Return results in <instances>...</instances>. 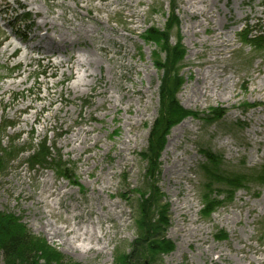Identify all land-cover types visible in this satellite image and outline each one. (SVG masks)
I'll list each match as a JSON object with an SVG mask.
<instances>
[{"label": "rangeland", "instance_id": "obj_1", "mask_svg": "<svg viewBox=\"0 0 264 264\" xmlns=\"http://www.w3.org/2000/svg\"><path fill=\"white\" fill-rule=\"evenodd\" d=\"M175 6L170 44L184 50L176 101L192 116L167 135L155 178L158 215L167 222L162 238L173 248L142 262L264 264V181L257 178L264 171V48L239 39L245 27L264 30V0ZM22 8L29 33L15 19ZM168 13V0H0V123L14 125L1 146H9L6 136H20L24 148L44 138L61 155L54 170H30L27 153L0 170V212L44 240L58 264H116L138 238L146 166L139 154L159 114L154 62L165 58L143 35L163 31ZM79 59L84 68H73ZM259 86L261 94H252ZM216 109L223 118L214 119ZM203 153L219 157V174L242 182L228 187L203 172L210 168ZM208 202L216 206L204 215ZM72 215L99 237L74 244L87 252L62 244L72 234L51 235L50 228L72 229Z\"/></svg>", "mask_w": 264, "mask_h": 264}, {"label": "trees", "instance_id": "obj_2", "mask_svg": "<svg viewBox=\"0 0 264 264\" xmlns=\"http://www.w3.org/2000/svg\"><path fill=\"white\" fill-rule=\"evenodd\" d=\"M169 1V18L166 27L159 32L155 29H148L143 35L145 41L154 43L164 54L163 62L156 60L155 67L161 73L159 97V114L152 123L146 149L139 154V157L145 162L144 172V192H139L140 218L136 221L138 226V238L133 243L130 252L126 256H119L116 264H145L142 262V255H161L172 250L173 246L169 241L162 238L161 231L167 225L166 221L161 220L158 215L159 204L157 195L158 190L155 178L158 175L159 159L165 147V140L172 127L177 125L187 116H190L176 101V95L181 86L178 79V65L183 60L184 50L180 43L171 45L169 31L177 26L175 0ZM242 40L250 43L257 50L264 48V34L258 32L251 35L252 31H246ZM249 37V39H246ZM177 72V73H176ZM214 112V110H213ZM214 119H220L223 112H214ZM13 128L10 122L0 124V170H4L11 163L16 161L20 154L25 153L24 148L14 146L19 136L9 139L10 145L2 147L3 134ZM32 141V140H31ZM28 148V165L31 169L35 167L47 169L53 165V159L59 157L54 147L47 146L43 139L36 148ZM210 168H202L203 172L209 174L213 179L223 183L228 187H237L241 182L239 176H223L219 174L216 165L219 157L209 153H203ZM59 168V167H58ZM53 169V168H52ZM54 170V169H53ZM62 176L66 177L65 174ZM259 180L264 181V171L258 174ZM214 202H208L203 209V214L208 215ZM157 216V219H155ZM57 252L50 248L44 240L33 237L21 220L13 214L0 212V264H58Z\"/></svg>", "mask_w": 264, "mask_h": 264}, {"label": "bare ground", "instance_id": "obj_3", "mask_svg": "<svg viewBox=\"0 0 264 264\" xmlns=\"http://www.w3.org/2000/svg\"><path fill=\"white\" fill-rule=\"evenodd\" d=\"M128 1H130V0H128ZM35 14H37V13H35ZM43 24H45V22H43ZM220 45V47L222 46V45H224V42H222V41H219L218 39H217V45L216 46H219ZM2 52H4V51H2ZM60 64H62V62L60 63ZM72 67L73 68H75V67H77V68H84V63H83V61H81L80 59L79 60H76L74 63H73V65H72ZM83 73H85V75H83L84 77H91V78H93V75L91 74V73H88L87 71H84ZM214 77H216V78H221L222 77V75H220V76H215L214 75ZM79 82H78V84H80L81 83V80H78ZM77 84V85H78ZM261 92H262V88L259 86V88H254L252 91H251V93L252 94H255V95H260L261 94ZM187 100H188V97H187ZM183 125H181V127H182ZM178 129H176V130H174V132H173V136L172 137H176L174 134H175V132L177 131ZM172 142V140H170L169 139V141H168V143H167V145H166V148H165V151H167L168 149H169V146H170V143ZM124 160V159H123ZM55 191H58L57 189L55 190ZM54 193V192H53ZM72 220H74L75 222H77V224L71 229H67V228H57L56 227V229L54 230L53 228H50L53 232L51 233V235H53V236H55V237H58L59 238V236L60 235H62V237H66V234H72V235H74L73 237H71V238H68L67 240H65V241H63V245H66L67 246V248H69V249H71L73 252H77V253H83V251H85V252H87L90 248H83V247H76V246H74V244L77 242V241H79V240H81V241H83V242H85V241H87V242H90L91 240H94V238L93 237H95V238H98L99 239V237L97 236V235H95V233H93V234H91V235H89L88 233V231L87 230H83V229H81V227L79 226V225H81V224H83V218H81V217H79V216H77V215H72ZM46 226V225H45ZM46 227H48V226H46ZM106 234V233H105ZM89 235V236H88ZM87 245H89V244H87ZM105 248V247H104Z\"/></svg>", "mask_w": 264, "mask_h": 264}]
</instances>
